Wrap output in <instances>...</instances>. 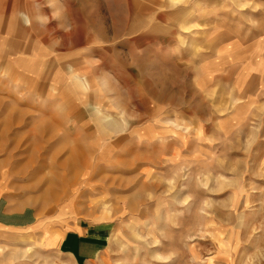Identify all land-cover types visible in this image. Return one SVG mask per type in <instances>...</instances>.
<instances>
[{
	"label": "rangeland",
	"instance_id": "rangeland-1",
	"mask_svg": "<svg viewBox=\"0 0 264 264\" xmlns=\"http://www.w3.org/2000/svg\"><path fill=\"white\" fill-rule=\"evenodd\" d=\"M4 4L0 195L100 264H264V0Z\"/></svg>",
	"mask_w": 264,
	"mask_h": 264
},
{
	"label": "crops",
	"instance_id": "crops-1",
	"mask_svg": "<svg viewBox=\"0 0 264 264\" xmlns=\"http://www.w3.org/2000/svg\"><path fill=\"white\" fill-rule=\"evenodd\" d=\"M49 226L33 208L0 195V264H34L28 259L32 249L55 251L72 264H100L109 258L108 223L78 225L67 231Z\"/></svg>",
	"mask_w": 264,
	"mask_h": 264
},
{
	"label": "bare ground",
	"instance_id": "bare-ground-1",
	"mask_svg": "<svg viewBox=\"0 0 264 264\" xmlns=\"http://www.w3.org/2000/svg\"><path fill=\"white\" fill-rule=\"evenodd\" d=\"M85 246V245H84Z\"/></svg>",
	"mask_w": 264,
	"mask_h": 264
}]
</instances>
